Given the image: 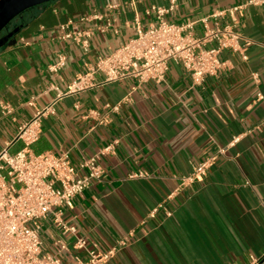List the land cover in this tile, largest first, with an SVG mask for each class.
Instances as JSON below:
<instances>
[{"label":"crops","instance_id":"crops-1","mask_svg":"<svg viewBox=\"0 0 264 264\" xmlns=\"http://www.w3.org/2000/svg\"><path fill=\"white\" fill-rule=\"evenodd\" d=\"M172 1L177 7L167 20L185 24L248 0H54L18 17L10 31H20L0 49V152L22 150L20 126L55 102L56 114L43 119L33 153L69 152L78 165L115 143L101 159L103 179L62 216L92 250L126 240L107 264H264V4L223 20L241 35L247 60L224 50L227 68L201 86L171 62L161 83H100L96 75L95 85L68 93L99 57L128 43L139 26L156 23L147 14L152 7L168 8ZM85 15L98 18L80 22ZM69 20L73 31H92L88 51L60 39V26ZM192 33L200 37L204 28L197 24ZM62 56L65 66L53 71ZM207 158L213 165L203 180L182 186ZM161 205L172 216L160 209L152 218ZM40 225L42 255L72 264L74 238L53 214ZM60 241L69 251L60 253Z\"/></svg>","mask_w":264,"mask_h":264},{"label":"built area","instance_id":"built-area-1","mask_svg":"<svg viewBox=\"0 0 264 264\" xmlns=\"http://www.w3.org/2000/svg\"><path fill=\"white\" fill-rule=\"evenodd\" d=\"M261 4H264V0H248L185 24L167 20V15L177 7L175 1L168 8L152 7L147 14L155 15L156 23L147 28L139 26L137 35L128 43L105 57H99L94 67L76 77L68 93L95 85L96 75L102 76L100 83L131 78L140 83H161L166 79L171 62H177L184 68L194 86H201L206 78L218 77L227 68V62L222 59L224 50L240 52L242 58L247 60L240 46L241 35L231 25H224L223 20H234L236 13L247 5ZM93 18L97 19L98 16L85 15L80 22L85 23ZM72 24L73 20H69L60 26V39L72 41L88 51L92 31H73ZM197 24L204 28V34L200 37L192 33ZM211 43H215V46H208ZM64 66L65 58L62 56L52 70L56 72ZM252 77L256 83L259 82L258 73H253ZM258 98H263L260 93ZM55 105L53 102L37 110L29 121L20 126L16 140L23 143L22 150L11 153L4 149L0 152V264H65L59 255H42L40 223L52 214L63 233L74 238L72 249L76 254L72 264H107L120 247L126 246L124 239L106 251L92 250L88 247V240L79 236L75 227L63 222L64 212L74 209L75 199L93 182L103 179L105 169L101 159L114 150L115 143L85 158L78 165L72 162L69 152L59 155L52 152L33 153L30 148L40 138L42 121L56 114ZM119 107L118 104L113 110L117 111ZM3 108L7 114L12 112L9 106ZM236 142L237 139H234L230 146ZM225 152L226 149L220 151L222 154ZM212 165V158L205 159L190 176L182 179V186L202 181ZM160 209L165 208L161 205L150 216L156 218ZM165 214L166 217L172 216V212L166 209ZM56 246L60 253L69 251L65 242H57Z\"/></svg>","mask_w":264,"mask_h":264},{"label":"water","instance_id":"water-1","mask_svg":"<svg viewBox=\"0 0 264 264\" xmlns=\"http://www.w3.org/2000/svg\"><path fill=\"white\" fill-rule=\"evenodd\" d=\"M54 0H0V49L7 45L20 31H10L12 23L26 11Z\"/></svg>","mask_w":264,"mask_h":264},{"label":"flooded vegetation","instance_id":"flooded-vegetation-1","mask_svg":"<svg viewBox=\"0 0 264 264\" xmlns=\"http://www.w3.org/2000/svg\"><path fill=\"white\" fill-rule=\"evenodd\" d=\"M12 26V25H11Z\"/></svg>","mask_w":264,"mask_h":264}]
</instances>
